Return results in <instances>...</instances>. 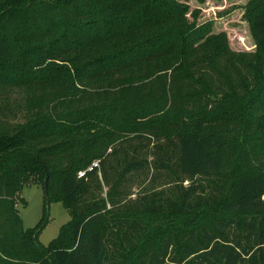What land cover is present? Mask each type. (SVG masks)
I'll list each match as a JSON object with an SVG mask.
<instances>
[{"label":"trees","instance_id":"16d2710c","mask_svg":"<svg viewBox=\"0 0 264 264\" xmlns=\"http://www.w3.org/2000/svg\"><path fill=\"white\" fill-rule=\"evenodd\" d=\"M187 3L0 0V264H264V147L245 146L264 140V0L239 61ZM221 63L201 91L216 82L240 108L196 105L192 70ZM46 175L71 220L44 247L18 208ZM160 213L207 221L147 238L138 216Z\"/></svg>","mask_w":264,"mask_h":264},{"label":"rangeland","instance_id":"374dc122","mask_svg":"<svg viewBox=\"0 0 264 264\" xmlns=\"http://www.w3.org/2000/svg\"><path fill=\"white\" fill-rule=\"evenodd\" d=\"M187 1L190 20L192 18V21H194L193 14L197 12L195 19L197 24L212 23L213 34L225 36L228 50L232 53V56L236 57L238 61L243 60V57L251 60L255 54V45L249 32V25L246 19V7L252 0H203L202 3L198 0ZM211 64L202 66L197 70H192V77L196 80L198 79V85L200 77L203 78L204 82H207L211 78H224V74H230L232 71L231 68L225 69L224 63H221L218 68ZM198 85L195 83L193 89L202 93V95L196 98V105L215 106L226 101L234 109L240 108L233 99L226 96L224 98L221 95L226 93V91L217 90L218 83L214 82L211 86L210 90L212 94L201 91V87ZM240 110H236V113L238 114ZM254 139L249 136V141L246 142L245 146L248 147L249 144H253L255 147L260 145L264 147V140L260 141L256 139V141H253ZM241 145L242 140L240 138L230 137L227 148L228 163L235 159L238 146ZM148 161H151V158ZM95 162H98V160H95ZM95 162L93 160L90 163L91 166ZM157 185L160 189L165 190L166 181H159ZM130 190L134 195L138 193L136 180L130 185ZM134 195L130 197L131 200L135 199ZM20 198L24 202V206L18 208L23 229L31 230L43 223V227L37 236V242L47 247L57 238L61 228L70 222V214L67 213L61 203L52 202L45 208L42 187H24L20 193ZM138 218L147 228V232L149 233L146 236L147 238L154 237L157 234L161 236L168 234L181 236L205 226L207 221L200 214L172 215L160 213L157 215H139ZM133 260L134 255H130L128 263L132 264Z\"/></svg>","mask_w":264,"mask_h":264},{"label":"water","instance_id":"95a60500","mask_svg":"<svg viewBox=\"0 0 264 264\" xmlns=\"http://www.w3.org/2000/svg\"><path fill=\"white\" fill-rule=\"evenodd\" d=\"M44 198L46 201V204L48 205V176L46 175L45 181H44Z\"/></svg>","mask_w":264,"mask_h":264},{"label":"built area","instance_id":"2783aa9c","mask_svg":"<svg viewBox=\"0 0 264 264\" xmlns=\"http://www.w3.org/2000/svg\"><path fill=\"white\" fill-rule=\"evenodd\" d=\"M97 166H98V162L93 163V165L88 169V171H91L93 168H96ZM83 175H84V172H81L78 174V177L81 178L83 177Z\"/></svg>","mask_w":264,"mask_h":264}]
</instances>
